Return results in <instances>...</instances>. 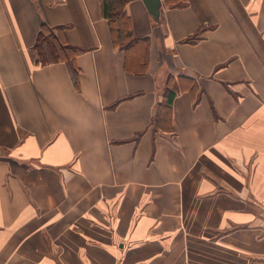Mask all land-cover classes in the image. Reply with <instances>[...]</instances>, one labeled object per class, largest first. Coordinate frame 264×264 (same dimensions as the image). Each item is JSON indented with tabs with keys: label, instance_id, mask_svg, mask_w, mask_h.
Instances as JSON below:
<instances>
[{
	"label": "crops",
	"instance_id": "obj_1",
	"mask_svg": "<svg viewBox=\"0 0 264 264\" xmlns=\"http://www.w3.org/2000/svg\"><path fill=\"white\" fill-rule=\"evenodd\" d=\"M161 3L0 0V264H264V0Z\"/></svg>",
	"mask_w": 264,
	"mask_h": 264
},
{
	"label": "trees",
	"instance_id": "obj_2",
	"mask_svg": "<svg viewBox=\"0 0 264 264\" xmlns=\"http://www.w3.org/2000/svg\"><path fill=\"white\" fill-rule=\"evenodd\" d=\"M131 0H101L102 13L110 21V30L113 37L114 44L119 46L121 50L130 51L137 46L145 43L146 48H149V38H133L130 30V22L125 15V6ZM205 29H201L196 35L188 38V42H193L200 36L201 32ZM56 34L51 27L43 24L35 44V50L38 56V63L46 65L49 63H55L59 61L72 62L74 57L82 51L80 48L73 47L66 44L61 36V30H58ZM131 60L127 61V66L131 64ZM142 66L139 69L138 66L129 69L138 74H144L148 69L147 57L141 61ZM132 65H134L132 63ZM139 69V70H138ZM77 69H73V75H77ZM173 78L170 77L167 83V90L165 94V100L159 104L158 114L155 118L156 125L160 128L161 123L171 112L170 106L173 103L176 93V86L172 83Z\"/></svg>",
	"mask_w": 264,
	"mask_h": 264
},
{
	"label": "water",
	"instance_id": "obj_3",
	"mask_svg": "<svg viewBox=\"0 0 264 264\" xmlns=\"http://www.w3.org/2000/svg\"><path fill=\"white\" fill-rule=\"evenodd\" d=\"M150 15L155 19L158 20L161 14V0H143Z\"/></svg>",
	"mask_w": 264,
	"mask_h": 264
},
{
	"label": "rangeland",
	"instance_id": "obj_4",
	"mask_svg": "<svg viewBox=\"0 0 264 264\" xmlns=\"http://www.w3.org/2000/svg\"><path fill=\"white\" fill-rule=\"evenodd\" d=\"M136 49V48H135Z\"/></svg>",
	"mask_w": 264,
	"mask_h": 264
}]
</instances>
